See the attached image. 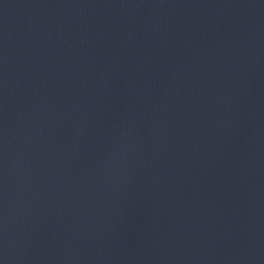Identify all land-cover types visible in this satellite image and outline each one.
<instances>
[{
	"label": "water",
	"instance_id": "obj_1",
	"mask_svg": "<svg viewBox=\"0 0 264 264\" xmlns=\"http://www.w3.org/2000/svg\"><path fill=\"white\" fill-rule=\"evenodd\" d=\"M0 264H264V0H0Z\"/></svg>",
	"mask_w": 264,
	"mask_h": 264
}]
</instances>
